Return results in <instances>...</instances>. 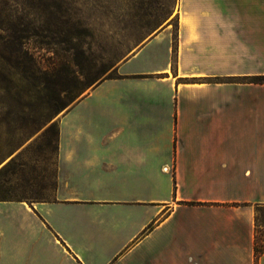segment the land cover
Returning a JSON list of instances; mask_svg holds the SVG:
<instances>
[{
    "label": "crops",
    "instance_id": "0c3cea01",
    "mask_svg": "<svg viewBox=\"0 0 264 264\" xmlns=\"http://www.w3.org/2000/svg\"><path fill=\"white\" fill-rule=\"evenodd\" d=\"M175 17V67L167 24L62 115L52 197L0 199V264H264V0Z\"/></svg>",
    "mask_w": 264,
    "mask_h": 264
},
{
    "label": "rangeland",
    "instance_id": "374dc122",
    "mask_svg": "<svg viewBox=\"0 0 264 264\" xmlns=\"http://www.w3.org/2000/svg\"><path fill=\"white\" fill-rule=\"evenodd\" d=\"M178 7L179 0H0V199L52 197L62 115L118 77L167 24L176 66ZM257 224L264 238V207Z\"/></svg>",
    "mask_w": 264,
    "mask_h": 264
},
{
    "label": "trees",
    "instance_id": "16d2710c",
    "mask_svg": "<svg viewBox=\"0 0 264 264\" xmlns=\"http://www.w3.org/2000/svg\"><path fill=\"white\" fill-rule=\"evenodd\" d=\"M245 79H248V81H250V82L264 83V75L254 76V77H251V78H245ZM259 251H260V250L257 248V253H258Z\"/></svg>",
    "mask_w": 264,
    "mask_h": 264
}]
</instances>
